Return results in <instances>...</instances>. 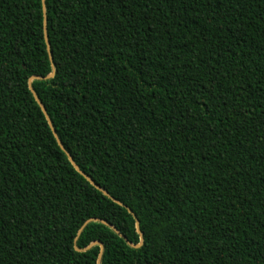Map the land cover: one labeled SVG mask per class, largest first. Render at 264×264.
<instances>
[{
  "label": "trees",
  "instance_id": "1",
  "mask_svg": "<svg viewBox=\"0 0 264 264\" xmlns=\"http://www.w3.org/2000/svg\"><path fill=\"white\" fill-rule=\"evenodd\" d=\"M101 248L264 264V0H0V264Z\"/></svg>",
  "mask_w": 264,
  "mask_h": 264
},
{
  "label": "water",
  "instance_id": "2",
  "mask_svg": "<svg viewBox=\"0 0 264 264\" xmlns=\"http://www.w3.org/2000/svg\"><path fill=\"white\" fill-rule=\"evenodd\" d=\"M42 9L44 10V0H42ZM43 24H44V37H45V40H46V39H47V35H46V19H45V18H44ZM46 44H47V46H48V42H47V40H46ZM49 58H50V62H51V55H50V53H49ZM51 65H52V64H51ZM53 77H54V73L52 72L49 76H47L46 78H43V79H52ZM34 79H36V80H40L41 78H34ZM31 80H32V79L29 80V83L31 82ZM30 91H31V93L34 95L33 90L30 89ZM34 97H35V95H34ZM35 100H36L37 104L39 105L41 111L43 112V114H44V116H45V118H46V120H47V122H48L49 127L51 128V131H52V133H53V135H54V137H55V139H56V141H57V143H58V146L61 148V150H62L64 153H66L65 150H64V148L62 147L60 141L58 140L55 131L53 130V127H52V125H51V122H50V120H49V118H48V116H47V114H46L44 108L42 107L41 103L38 101V99H37L36 97H35ZM66 155H67V157H68L70 163H71L72 166L74 167V169L77 170V171H78V172H79V173H80V174H81V175H82V176H83V177H84V178H85V179H86L91 185H93L96 189H98L99 191L103 192V194H104L105 196H107V193H106V192L102 191L99 187L95 186V185L93 184V182H92L87 176H85L82 172H80V171L78 170V168L75 166V164L73 163L72 159L69 157V155H68L67 153H66ZM86 224H87V223H85L83 226H85ZM136 225H137V228H138V223H137V221H136ZM82 228H83V227H82ZM81 230H82V229H81ZM81 230H80V231H81ZM80 231L78 232V234L80 233ZM139 246H140V245L136 246L135 248H137V247H139ZM75 250L78 251L76 248H75ZM101 256H102V248H101V251L99 252V255H98V258H97V264L99 263V261H100V259H101Z\"/></svg>",
  "mask_w": 264,
  "mask_h": 264
}]
</instances>
